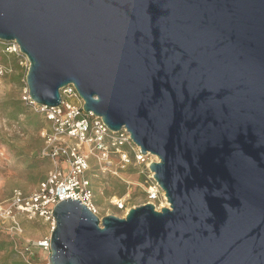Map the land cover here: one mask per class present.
I'll list each match as a JSON object with an SVG mask.
<instances>
[{"label": "water", "instance_id": "obj_1", "mask_svg": "<svg viewBox=\"0 0 264 264\" xmlns=\"http://www.w3.org/2000/svg\"><path fill=\"white\" fill-rule=\"evenodd\" d=\"M29 96L125 128L169 207L53 210L49 264H264V0H0Z\"/></svg>", "mask_w": 264, "mask_h": 264}, {"label": "rangeland", "instance_id": "obj_2", "mask_svg": "<svg viewBox=\"0 0 264 264\" xmlns=\"http://www.w3.org/2000/svg\"><path fill=\"white\" fill-rule=\"evenodd\" d=\"M5 49L0 41V203L9 200L15 189L33 192L54 167L44 155L45 144L40 136L47 126L44 115L24 100L28 89L27 57ZM145 169L134 163L121 168L117 160L91 163L88 176L99 217H124L125 211L113 203L115 198H122L128 210L146 203L148 183L141 173ZM51 232V225L43 221L20 219L15 224L0 217V264H49L50 253L41 243L50 240Z\"/></svg>", "mask_w": 264, "mask_h": 264}, {"label": "built area", "instance_id": "obj_3", "mask_svg": "<svg viewBox=\"0 0 264 264\" xmlns=\"http://www.w3.org/2000/svg\"><path fill=\"white\" fill-rule=\"evenodd\" d=\"M3 43L6 45L5 51L20 53L15 42ZM60 94L61 105L47 108L32 101L26 90L24 100L36 105L47 123L41 129L40 136L45 144L44 155L54 163V167L33 192L26 194L15 189L9 200L0 203L1 219L15 224L20 219L43 221L54 229V207L67 198L81 200L98 215L92 182L88 176L91 163L95 161L106 164L117 160L121 168L133 163L144 165L146 169L141 173L147 177L146 203H152L157 211L169 207L163 206L168 203L166 194L149 169L150 164L159 162V159L151 154H142L141 148L133 142L125 128L111 131L100 117L92 112L86 113L83 110L84 102L73 84L60 89ZM113 203L119 210L125 211L124 216L127 214L128 209H125L122 198H115ZM41 246L50 253L49 239L42 241Z\"/></svg>", "mask_w": 264, "mask_h": 264}, {"label": "bare ground", "instance_id": "obj_4", "mask_svg": "<svg viewBox=\"0 0 264 264\" xmlns=\"http://www.w3.org/2000/svg\"><path fill=\"white\" fill-rule=\"evenodd\" d=\"M169 204L168 203H164L163 206H168Z\"/></svg>", "mask_w": 264, "mask_h": 264}]
</instances>
